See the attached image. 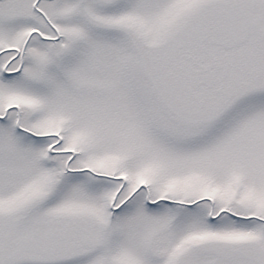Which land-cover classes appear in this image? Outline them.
<instances>
[{
    "label": "snow or ice",
    "instance_id": "1",
    "mask_svg": "<svg viewBox=\"0 0 264 264\" xmlns=\"http://www.w3.org/2000/svg\"><path fill=\"white\" fill-rule=\"evenodd\" d=\"M0 264H264V0H0Z\"/></svg>",
    "mask_w": 264,
    "mask_h": 264
}]
</instances>
